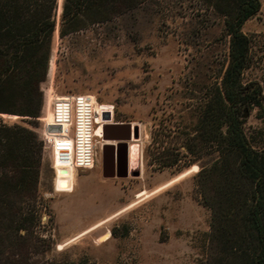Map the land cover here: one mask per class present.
Returning a JSON list of instances; mask_svg holds the SVG:
<instances>
[{
  "label": "rangeland",
  "instance_id": "1",
  "mask_svg": "<svg viewBox=\"0 0 264 264\" xmlns=\"http://www.w3.org/2000/svg\"><path fill=\"white\" fill-rule=\"evenodd\" d=\"M260 1V11L242 27L251 39L252 57L242 80L258 82L264 92V0ZM55 22L49 57L54 73L40 84L43 105L35 131L39 135L44 127L45 93L52 87L57 95L95 96L113 107L107 122L136 124L138 135L128 142L124 175L106 169L101 148L91 169H71L67 177H56L50 147L44 145L36 232L48 248L33 253V258L88 264H196L208 254L210 210L198 196L195 179L209 158L194 160L185 142L195 134L207 95L220 84L227 65L229 37L223 18L200 0H146L112 21L65 37L59 36L60 14H55ZM256 113V109L244 111V130L250 144L264 150V116ZM2 117L31 126L7 114ZM172 159H177L175 164L163 166ZM193 164L196 172L58 248L135 200L139 192ZM106 231L109 237L98 243Z\"/></svg>",
  "mask_w": 264,
  "mask_h": 264
},
{
  "label": "trees",
  "instance_id": "2",
  "mask_svg": "<svg viewBox=\"0 0 264 264\" xmlns=\"http://www.w3.org/2000/svg\"><path fill=\"white\" fill-rule=\"evenodd\" d=\"M145 1L62 0L59 36L112 21ZM200 1L223 18L229 51L220 84L208 93L195 134L185 142L194 160L209 158L195 179L210 210L208 254L196 264H264V150L254 148L244 130V111L264 116V92L258 82L242 80L252 61L251 39L242 27L261 1ZM56 9L57 0H0V264H88L33 258L48 248L36 232L44 143L35 127ZM1 114L22 116L31 126Z\"/></svg>",
  "mask_w": 264,
  "mask_h": 264
},
{
  "label": "bare ground",
  "instance_id": "3",
  "mask_svg": "<svg viewBox=\"0 0 264 264\" xmlns=\"http://www.w3.org/2000/svg\"><path fill=\"white\" fill-rule=\"evenodd\" d=\"M61 4L62 0H57V9H56V15H59L61 12ZM51 56V55H50ZM54 60L51 57L48 61V71L47 75L51 79L53 77L54 73ZM48 78V79H49ZM58 96L53 92L52 87L48 88L46 90V96H45V104H44V109L45 113L43 115V122L46 127L44 133L45 135L49 138L50 140V158H51V164L54 169V174L56 177H67L69 175V171L71 169H75V165L72 163V140L66 135V124H63L62 129H58L57 132L53 131L50 132L48 129V125L52 124L53 121V112H52V103L54 102L55 99L58 98ZM91 101L93 104L94 109L98 112L101 113L102 111L108 112L109 114L113 113L112 109L113 107L109 104L106 103H101L98 102L96 97L92 95ZM44 111V110H43ZM96 121L98 123L102 122L100 117L97 116ZM60 128V126H59ZM94 135L98 136L100 140H98L97 146L98 149L100 150L103 145H102V140H103V134H102V124H99L95 129H94ZM67 136V137H66ZM197 171V166L195 164L191 165L188 169L184 170L183 172L179 173L178 175L174 176L170 180H167L163 182L162 184L156 186L155 188H151L149 191H141L136 195V199L128 203L127 205L119 208L118 210L106 215L105 217L98 219L88 225L86 228L81 230L80 232L70 236L66 240H64L62 243L58 245V248H61L63 246H66L70 243H73L77 241L80 237L87 235L91 231L101 227L102 225L106 224L108 221H110L112 218H114L116 215L121 213L122 211L126 209L132 208V206L144 201L145 199L149 198L150 196L163 191L165 188H167L171 183L174 181L187 176L191 172H196ZM109 237V231H106L102 236H100L97 239L98 243H101L105 241Z\"/></svg>",
  "mask_w": 264,
  "mask_h": 264
},
{
  "label": "built area",
  "instance_id": "4",
  "mask_svg": "<svg viewBox=\"0 0 264 264\" xmlns=\"http://www.w3.org/2000/svg\"><path fill=\"white\" fill-rule=\"evenodd\" d=\"M91 97V94L84 93L60 95L52 103L53 121L48 125V129L50 132H57L58 129H62L63 124L67 125L66 135L72 140V163L76 170L91 169L97 161L99 149L96 142L100 138L94 135V129L99 124L103 127V121L107 118L108 112L98 113L94 109ZM97 116L102 122L96 121ZM45 129L44 125L39 137L45 146L50 147V140L44 133Z\"/></svg>",
  "mask_w": 264,
  "mask_h": 264
},
{
  "label": "water",
  "instance_id": "5",
  "mask_svg": "<svg viewBox=\"0 0 264 264\" xmlns=\"http://www.w3.org/2000/svg\"><path fill=\"white\" fill-rule=\"evenodd\" d=\"M3 116V114H1ZM9 118L22 119L24 117L19 115H8ZM107 117L110 119L109 114ZM59 128V127H58ZM103 139L114 143L113 147H118L119 143H123L124 153L127 159L128 142L136 138L138 135V126L132 125V123L112 122L103 125L102 127ZM135 175H138V171Z\"/></svg>",
  "mask_w": 264,
  "mask_h": 264
},
{
  "label": "flooded vegetation",
  "instance_id": "6",
  "mask_svg": "<svg viewBox=\"0 0 264 264\" xmlns=\"http://www.w3.org/2000/svg\"><path fill=\"white\" fill-rule=\"evenodd\" d=\"M109 116L111 117L110 114ZM106 120H109V118L107 117L103 121V125L109 123ZM103 141L105 140L103 139ZM118 144L119 146L116 148L113 147L114 143L106 140L105 142L102 143L103 145L102 150L105 155L106 169L111 174H113L114 171L116 174L124 175L126 173V157L124 153V146L123 143L118 142Z\"/></svg>",
  "mask_w": 264,
  "mask_h": 264
}]
</instances>
